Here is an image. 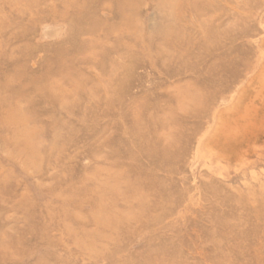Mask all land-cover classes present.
<instances>
[{
    "label": "rangeland",
    "instance_id": "rangeland-1",
    "mask_svg": "<svg viewBox=\"0 0 264 264\" xmlns=\"http://www.w3.org/2000/svg\"><path fill=\"white\" fill-rule=\"evenodd\" d=\"M0 264H264V0H0Z\"/></svg>",
    "mask_w": 264,
    "mask_h": 264
}]
</instances>
